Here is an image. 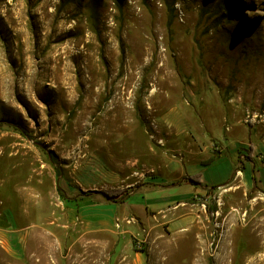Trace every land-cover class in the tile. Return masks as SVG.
Returning <instances> with one entry per match:
<instances>
[{"label":"rangeland","instance_id":"obj_1","mask_svg":"<svg viewBox=\"0 0 264 264\" xmlns=\"http://www.w3.org/2000/svg\"><path fill=\"white\" fill-rule=\"evenodd\" d=\"M239 104L228 125L264 168V0H0V264H264L245 157L188 204L135 193L188 147L220 151L192 121Z\"/></svg>","mask_w":264,"mask_h":264},{"label":"crops","instance_id":"obj_2","mask_svg":"<svg viewBox=\"0 0 264 264\" xmlns=\"http://www.w3.org/2000/svg\"><path fill=\"white\" fill-rule=\"evenodd\" d=\"M241 104L233 107L229 106L227 110V115H221L220 108L218 115H213L212 113L208 116L209 118L206 120V123L199 121L193 122L192 124L195 125L194 128L197 133H200V129L202 128L205 132V135L208 139V143H220L222 145V149L220 151H216L215 153L212 151L208 152V150H198V153H194L190 147H188V151L191 155H186L182 162H174L171 165V162L159 169V178L157 182H143L138 183L136 185V192L141 189H145L147 191H159L157 194L161 196L159 202L162 203H170L176 201V204L182 205L183 203L188 204L189 200L194 197H197L201 194H196L198 188L204 189V192L213 189L215 187H220L227 182H229L234 174V172L239 168L242 163L243 159L247 154H244L245 147L249 152L250 144L253 146V152L251 154V160H247L248 164L242 168L243 172L247 174H251L250 178L253 182L252 185H256L258 188H262L264 190V168L259 167L255 164L258 158L255 155L256 147H255V139L256 136L252 138V132L248 129V144L245 145L242 139L237 135L234 134V128L228 125L229 123L236 124L238 127L243 125L245 107L240 106ZM219 107V106H218ZM217 116V117H216ZM168 122L171 124L173 128H177L181 119L184 117L178 109L174 108L166 115ZM218 119L216 122L215 120ZM229 126V127H228ZM190 127V125H189ZM216 127L220 135L215 137L213 135V129ZM199 135V134H198ZM171 137L167 139V143H170ZM174 138V137H173ZM181 138V137H178ZM253 139V142L251 141ZM175 147H178V151L181 150V146L184 143H181L180 140H174L170 143ZM185 145V144H184ZM211 147V146H209ZM208 147V148H209ZM168 159V158H167ZM241 169V170H242ZM239 171V170H238ZM260 171L262 173H260ZM199 175V185L195 184L188 179L193 176ZM255 175V177H253ZM172 187H181L180 193L175 195H165L162 190H167L168 188ZM134 192L132 194H135ZM131 194V195H132ZM153 201V202H152ZM148 200L146 203L148 205L157 202L156 199ZM156 207H160L155 205L154 207L149 208L148 206L142 207L144 214L142 215V222L149 223L147 209H151L152 211H156ZM141 209V208H139ZM138 209V210H139ZM158 210V214L162 211ZM189 215L185 217L180 216L174 222L177 225H181L183 223H189Z\"/></svg>","mask_w":264,"mask_h":264},{"label":"trees","instance_id":"obj_3","mask_svg":"<svg viewBox=\"0 0 264 264\" xmlns=\"http://www.w3.org/2000/svg\"><path fill=\"white\" fill-rule=\"evenodd\" d=\"M253 152V146L252 144H250V148H249V152L247 153V156H246V159L247 160H251V154ZM189 181L195 183V184H198L199 185V175L198 176H193V177H190L188 179ZM255 187V185H254ZM125 190H119V189H113V190H109V191H105V192H102L103 195H105L107 198H116V197H120V196H123L125 194ZM193 200V199H191ZM191 200H189L188 202H190ZM192 203V202H191ZM194 203V202H193Z\"/></svg>","mask_w":264,"mask_h":264},{"label":"bare ground","instance_id":"obj_4","mask_svg":"<svg viewBox=\"0 0 264 264\" xmlns=\"http://www.w3.org/2000/svg\"><path fill=\"white\" fill-rule=\"evenodd\" d=\"M166 67H167V66H166ZM166 67H165V68H166ZM166 69H167V68H166ZM169 73H170V72H169ZM161 84H162V83H161ZM160 87H161V86H160ZM45 260H46V259H45ZM259 261H260V260H259ZM255 264H261V263L256 261Z\"/></svg>","mask_w":264,"mask_h":264}]
</instances>
